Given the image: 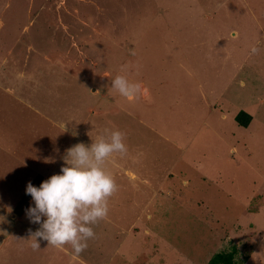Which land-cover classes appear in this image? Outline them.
<instances>
[{"label": "rangeland", "instance_id": "1", "mask_svg": "<svg viewBox=\"0 0 264 264\" xmlns=\"http://www.w3.org/2000/svg\"><path fill=\"white\" fill-rule=\"evenodd\" d=\"M217 2L0 0V236L10 234L0 257L32 249L40 227L11 217L34 206L19 177L25 143L41 148L22 157L36 187L60 173L82 133L90 146L119 130L128 149L112 154L123 169L105 163L118 190L81 254L38 238L40 249L24 251L31 258L0 264H71L70 253L80 258L72 264H208L221 251L264 264V34L254 23L264 24V0ZM117 76L144 92L122 97Z\"/></svg>", "mask_w": 264, "mask_h": 264}, {"label": "clouds", "instance_id": "2", "mask_svg": "<svg viewBox=\"0 0 264 264\" xmlns=\"http://www.w3.org/2000/svg\"><path fill=\"white\" fill-rule=\"evenodd\" d=\"M258 51L252 48L253 54ZM111 87L129 100L144 92L142 84L132 83L125 76L115 77ZM124 140V133L115 130L90 146L77 143L66 149L59 174L39 187L28 182L26 194L32 197L34 206L26 209V215L31 223L40 225L31 234L33 250L40 249L38 238L57 248L70 244L76 255L88 247V240L95 238L91 225L108 216L109 198L118 190L104 165L113 153H127Z\"/></svg>", "mask_w": 264, "mask_h": 264}, {"label": "crops", "instance_id": "3", "mask_svg": "<svg viewBox=\"0 0 264 264\" xmlns=\"http://www.w3.org/2000/svg\"><path fill=\"white\" fill-rule=\"evenodd\" d=\"M220 1H221L220 3L217 2V4H216V5H218L217 8H219V7L223 6L224 4H226V2H227L228 0H220ZM242 1L245 2V0H242ZM217 8L214 9V11L217 10ZM233 11H235V8H233V9H231V8L226 9V12H227V13H229V12H233ZM250 11H251V10H250ZM251 12H253V11H251ZM211 13H212V12H210V15L208 16L209 25H210V26H214V25H212V24H214L216 21L213 20V17H212V14H211ZM251 14H252V13H251ZM252 16H253V14H252ZM224 17H225L226 19H228V21H229V24H226V25H225V28H227V29L229 30V32L232 33V36H231V37H234V36L238 35V30H237V28H235V27H238V23H237V22H230V20H229V18H228L229 16H227V15H224ZM254 20H255L254 23L259 24V25H257V27L260 28L262 34H264V24H263V23H260V21H259L258 19H256V17H255ZM256 20H258V21H256ZM1 21H2V20H1ZM1 21H0V22H1ZM2 23H3V22H2ZM239 24H241L240 21H239ZM260 24H262V25L260 26ZM223 38H224V37H222V36H218V40H222ZM225 39H227V38H225ZM147 91H148V90H147ZM147 91H146V92H147ZM25 106H27L28 109H29V111H31L32 113L37 114L41 119L44 117L42 112H36V111L33 110L32 107H30L29 105H26V104H25ZM241 107H242V105H241ZM239 108H240V106H239ZM90 112L93 113L94 111L91 110ZM94 113H95V112H94ZM235 115H236V112H235ZM234 117H235V116H234ZM251 118H252V117H251ZM42 120H44V119H42ZM45 121H47V122H49V123H52V121H50V120H48V119H46ZM82 125H83V124L80 123V127H81V128H82ZM93 127H94V125H93ZM36 128H37L36 125L31 126V129H34L35 131H37ZM24 129H25V128H24ZM20 130H21V129H20ZM20 130H17V133H18ZM44 134H45V131H43L41 128L38 129L37 137H39V139L43 140ZM18 136H19V137H18L19 146L21 147L22 134H20V135H18ZM35 137H36V136H35ZM26 138H29V137H26ZM89 138H90V137L87 136L86 133H82V134H80V143H84L86 146H88L89 144L87 143V141L89 140ZM92 139H93V138H92ZM24 146H25V147H21V148H24V151H19V153L17 152V155H18V164H19V168H20V169H24L23 172H19V174H20L19 177H20V180H23L24 182L26 181V183H24L23 185H24V186H27V184H28L29 181H31V183L34 184V181H35V178H34V177L36 176V174H35L34 172H32V170H31L30 167H29V163H30V161H29L28 163H26V162H27V161L25 160L26 158L23 159L22 157L35 156V155L41 150V148L36 150V149L33 147L32 143H31V140H30L28 143H25ZM112 156H113V155H111L110 157H108V159H107V161H106L107 164H112V163H113V161H112ZM113 164H114V167H115V168H117V169H119V170L123 169L121 165H119V164H117V163H113ZM104 166H105V168L107 167L106 165H104ZM107 169H108V168H107ZM108 171H109V173H110L111 175L115 174V173L111 172L110 169H108ZM123 171L125 172V175H126V176L128 175L129 178H131V179H135V178H136V174L133 173L132 170L124 169ZM22 174H25V175H22ZM45 175H46V177H47V174H45ZM115 175H119V172L116 173ZM44 178H45V177H44ZM144 184H145L146 187H148V186H149V181H147V179H144ZM39 186H40V185H39ZM27 199H28V201H30V204H32V203H31V202L33 201V200H32V197L29 196ZM25 216H26V213H22V214H19V215H16V214H14V213H11V217H14V219L18 220L19 222H20V221L23 219V217H25ZM1 218H2V216H0V219H1ZM30 230H32L33 232H35L37 229H36V228H31ZM9 231H10V230H9ZM9 233H10V232H9ZM9 235H10V234H7V235L2 236V237L0 236V251H1L2 248H3V241H5V240L9 237ZM31 250H32V249H28L26 246L22 248L21 245H19V244H17V245H13V247L8 248L7 251H6V253H4V255H2L0 258H3V262H11V263H15V261H16L17 259L21 258V256H23L24 259H25L26 257L31 258V256H32L31 253L24 252V251H31ZM66 251H67V254H69V251H68V250H66ZM44 252H45V251H44ZM69 256H70V257H69V261L71 262V264L74 263V261H78V262L80 263V258L77 257L75 254L70 253Z\"/></svg>", "mask_w": 264, "mask_h": 264}, {"label": "trees", "instance_id": "4", "mask_svg": "<svg viewBox=\"0 0 264 264\" xmlns=\"http://www.w3.org/2000/svg\"><path fill=\"white\" fill-rule=\"evenodd\" d=\"M236 122L241 126H247L251 120V115L243 110H239L235 115ZM208 264H237L232 252H218L209 260Z\"/></svg>", "mask_w": 264, "mask_h": 264}]
</instances>
